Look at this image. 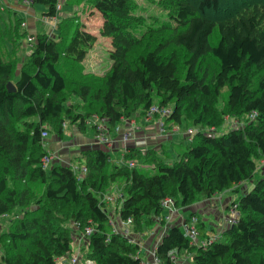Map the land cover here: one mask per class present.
I'll list each match as a JSON object with an SVG mask.
<instances>
[{
    "label": "trees",
    "instance_id": "trees-1",
    "mask_svg": "<svg viewBox=\"0 0 264 264\" xmlns=\"http://www.w3.org/2000/svg\"><path fill=\"white\" fill-rule=\"evenodd\" d=\"M28 1L44 5L48 17L57 13V0ZM88 1L102 17L99 33L112 44L111 63L103 74L84 72L83 61L96 35L70 16L58 20L55 35L31 34L34 39L23 61L18 60L20 37L27 32L22 18H10L4 31L0 216L16 207L23 210L0 232V264H57V257L71 249L70 223H78L80 232L93 227L81 261L140 264L139 245L112 231L109 220L115 213L117 224L130 218L129 229L137 234L166 222L168 213L161 206L165 197H172L177 207L209 199L252 178L257 160L264 165V0H161L173 24L150 27L140 36L136 27L143 20L134 13L133 0ZM9 81L14 91L7 89ZM224 88L219 116L241 120L255 113L254 118L219 135L196 130L176 148L171 163L153 147L131 146L125 149L124 162L117 164L107 148L98 146L79 151L70 162L42 168L48 149L41 134L49 133L47 124L61 133L66 118L85 131L86 120L96 115L109 132L138 111L146 113L156 97L159 107L172 104L166 120L181 126L191 115L193 125L211 126L207 116L213 109L197 96L211 99ZM73 97L78 101H70ZM73 158L87 168L81 179L72 169ZM139 160L156 172L140 169ZM129 161L135 165L130 167ZM119 178V196L109 208L102 198L109 182ZM34 184L43 190L37 193ZM233 203L238 215L222 230L223 239L195 245L179 223L170 222L155 254L163 264H174L168 255L172 249L185 257L180 259L184 264H264V176ZM198 229L200 236H207Z\"/></svg>",
    "mask_w": 264,
    "mask_h": 264
},
{
    "label": "rangeland",
    "instance_id": "rangeland-1",
    "mask_svg": "<svg viewBox=\"0 0 264 264\" xmlns=\"http://www.w3.org/2000/svg\"><path fill=\"white\" fill-rule=\"evenodd\" d=\"M135 2V10L134 13L136 16H139L142 18V23L138 25L136 28L137 36H140V32H147L150 27H157L160 26L162 23H172V20L170 19L169 16V10L166 7H163L160 3L161 0H133ZM74 4H70V3ZM59 0V9L57 10V13L55 16H53L52 20H49L50 18H47V15H44V12L46 10V7L38 2L34 4H30L28 0H0V45L2 46L3 44L1 41L3 40L4 34H6V30H9V21L11 18L12 22H15L16 19L22 18V21H25V26L24 29L27 30L26 34L20 37V43L18 46V60H24L27 56V53L31 49V44L28 41L29 35L31 33L36 34V33H47L50 35H55L56 33V28L55 25L58 22V20L62 19H67L66 17H69V19L73 20L74 22L77 21L78 23L82 24L85 29L91 33H94L96 35V40L90 50L88 51L86 58L83 61V67H84V72L85 73H92V74H103L106 69L109 67L111 61L109 57V50L112 47L110 37L108 36H103L99 33V29L102 24V17L97 13L96 10H94L91 6V3L88 0ZM68 8L69 10H67ZM22 10H24L25 13H23ZM28 11V12H27ZM28 15V16H27ZM27 19H31L32 23L35 25V28L32 31L31 26L28 27V23L26 22ZM30 21V20H29ZM22 28L19 29V31ZM138 30V31H137ZM93 48V49H92ZM20 62L18 66H21ZM226 88H224L221 93L214 98L207 99L205 97L197 96L198 101L203 104L206 103L212 107V111L208 114L207 119L213 121V125L211 126H200V125H193L192 124V116L189 115L191 118H186L184 121V125H177L170 122L169 120H166V114H162L160 112H154L151 115H147L146 113H142L138 111L136 113V116L130 118L132 120H137L139 123L143 122H150L154 123L158 126L160 131H163V129H168L170 133L173 131L179 134V137H173L172 139H162V140H156L157 145L160 146L158 150H156V155H159L164 162H167L169 159V154H172L176 152V148L182 144V142L185 140L184 138L187 136H190L191 133L195 132L196 130H204L206 132H209L211 134H216L219 135L221 133H225L229 131L230 129L237 128L239 126H242L244 123L250 119V116H246L242 118L241 120H237L236 118H233L231 116H228L227 114H222L219 116L220 111L224 108V101H225V96H226ZM158 98L154 97V102L152 105H157L158 103ZM70 101L76 102L78 101V98L73 97L71 98ZM168 107H172V104L168 105ZM190 114V113H189ZM127 119V120H130ZM126 119H123L125 121ZM142 121V122H141ZM104 126V128L107 130V127L105 125V122L98 118V116H92L89 120H86V129L85 131H81L78 128V125L76 122L70 121L68 119H64L62 122V132L59 133L57 132L56 128L52 126V124H47V128L49 133L47 132V135L43 137V142L44 145L48 149V144H61L64 142L62 146H69L70 144H73L75 142L77 136L81 134H87V132L92 131L93 132V141H96L98 145L107 148L109 151L111 150H116L119 146L115 141L117 140L116 138H113L109 131L107 132L105 129V132L110 135V140L107 142L103 141H98L95 137L96 135V125L101 124ZM133 124L135 125V121H133ZM137 124V123H136ZM215 124V125H214ZM95 127L93 128L92 126ZM177 127V129L175 128ZM135 127H133L134 129ZM137 128V127H136ZM135 128V129H136ZM125 129V128H124ZM174 129V130H172ZM176 129V130H175ZM159 138V137H157ZM156 138V139H157ZM129 137L126 139L128 140ZM160 139V138H159ZM126 141L122 138L118 139L117 141ZM88 142V141H86ZM85 141L84 142H77L78 144H75V149L72 151L71 149L69 151L63 150L61 151V155L58 158L60 161H66L70 162L72 160L71 156L75 155L82 149L80 147L82 144H87ZM152 148V147H148ZM154 148V147H153ZM143 150V148H141ZM147 149V148H146ZM124 151L121 152H111V156L118 157V159L115 161L112 160V162H115L117 164H120V159H123L124 156ZM69 158V159H68ZM68 159V160H67ZM72 162L73 164L76 163V159L73 158ZM55 162V161H54ZM50 163L48 165V168L54 163ZM262 160H257V169L252 176V178L248 179L246 182L235 186L234 188L226 189L220 192L215 193L212 197L208 198H200L197 199L186 206L182 207H177V210L175 213H178V211H183L186 214V219H189L190 214L189 212H195L196 216L198 217V222L197 226L201 230V234L203 233H208L211 230L218 231L220 224H224L228 218L231 217L233 214V202L234 200L238 197V194H242L246 190H249L255 181L264 176V165L262 164ZM146 163V162H145ZM143 163L141 160L138 161V167L142 170H144L147 173H154L156 172V168L152 165H149L148 163ZM121 179L119 178L118 181L114 182H109V195H117L116 193V186L119 187V183H121ZM121 186V185H120ZM33 189L36 190V192H41L43 190V185L41 184H34ZM234 189H239L238 193L235 192ZM236 193V194H235ZM118 197V195H117ZM115 203V202H114ZM113 203V204H114ZM109 204V203H108ZM111 204V203H110ZM112 204V205H113ZM22 208L16 207L14 208L11 212L3 214L0 216V232L6 231L9 229V227L12 224L13 219L18 218L19 216L22 215ZM235 214V213H234ZM237 214V213H236ZM113 220L116 222L117 219V213H115L113 216ZM177 220V221H176ZM223 220V221H222ZM173 221H176L177 223H180L181 218H179V215H177ZM119 225V224H118ZM167 225V222L163 224L157 223L151 227L145 228L142 232L135 233L132 235L131 230L130 231V237L134 240H136L142 247L143 249L146 247L149 250V246L146 245V239L145 237H148L150 240L151 235L149 232L151 230L154 231H159V229H163ZM70 227L73 228V239L71 242L72 247H80V255L82 257L85 249V239L83 238L82 233L80 230H78L75 226L74 223L69 224ZM209 234V233H208ZM207 235V234H206ZM219 239H223L222 236V231H221V236ZM146 249V250H147ZM144 252V255L148 252ZM184 258L183 256H180V259ZM82 262V261H81Z\"/></svg>",
    "mask_w": 264,
    "mask_h": 264
},
{
    "label": "built area",
    "instance_id": "built-area-1",
    "mask_svg": "<svg viewBox=\"0 0 264 264\" xmlns=\"http://www.w3.org/2000/svg\"><path fill=\"white\" fill-rule=\"evenodd\" d=\"M59 0H57L56 3V11L60 8L59 7ZM55 16V15H54ZM50 18L49 20H52V17H48ZM25 21L21 22V26H25ZM34 38L32 35H29L28 37V41H32ZM170 108L169 107H159L158 105H151L147 112V115H151L154 112H160L162 114H168L170 112ZM255 113L250 114V118H254ZM104 126L101 124H97L96 125V139L100 142H107L110 140V135H108L105 130H104ZM120 130V124L116 125L114 127V131L115 132H119ZM107 131V130H106ZM108 132V131H107ZM42 137L47 135V131H42ZM130 136V133H122V138L124 140H126L128 137ZM58 158V156L49 151L41 158V165L42 168H48V165L52 162H57L55 159ZM124 162L123 159H120V164H122ZM72 165V169L74 171H76L77 173V177L79 179L83 178L84 175L87 172V168L85 165L83 164H73ZM128 165L130 167L135 165V162L133 161H129ZM117 195L119 196L118 191H116ZM117 195H109L108 193L103 195L102 201H105L106 203H114L117 200ZM161 206L167 211L168 215L166 217V222L169 221L170 217L176 212L177 210V206H175L174 204V200L172 197H165L164 199H162L161 201ZM233 214L231 215L230 218H228L223 226V228L217 232H213L209 235H207L206 237H201L200 233H199V229L197 226V222H198V217L193 214L190 215L189 219H181L180 221V226L182 229V232L184 234L185 237L188 238V240L195 245H201V246H206L208 244H210L211 242L215 241V240H219L220 236H221V231L230 226L231 224H233L236 221L238 212L236 210V204L233 203ZM235 213V214H234ZM237 213V214H236ZM119 222V226L117 224V222H115L113 220V218H110L109 223L111 224V228L112 231L114 232H120L122 234H124L125 236L129 237V239L132 242H136L139 245V249L136 252V257L140 258V264H163V262L161 261V259L155 254V248H156V244L158 243V241L161 239L162 235L165 233L166 231V227H164L163 229H159V231H154L151 230L149 232V234L153 237H155V242L149 247L148 252L146 253V255H144V252H146L147 250L143 249V247L134 239H132L130 237V231H129V224L131 223V219L128 218L125 221L120 220ZM164 225V224H163ZM78 223L75 224V227L78 228ZM93 231V227L92 226H86L84 227V230L81 232L83 235V238L86 239L87 236H89L91 234V232ZM168 255L170 256L171 260L174 262V264H184L183 260H180V257L177 256V253L174 249L170 250L168 252ZM57 264H91L92 260L90 259H86L85 261L81 262V255H80V247H72L71 249L62 256L57 257L56 259Z\"/></svg>",
    "mask_w": 264,
    "mask_h": 264
},
{
    "label": "crops",
    "instance_id": "crops-1",
    "mask_svg": "<svg viewBox=\"0 0 264 264\" xmlns=\"http://www.w3.org/2000/svg\"><path fill=\"white\" fill-rule=\"evenodd\" d=\"M66 9L69 10L68 8H66ZM24 10L21 9V11L23 13H25V15H26V12H24ZM26 22L28 23V27L31 26L32 31H34L33 29L35 28V25L32 23L31 19H27ZM31 34H33V33H31ZM28 53H27V55H28ZM133 121H135V125L133 124ZM133 127H135V128L137 127V128L133 129ZM175 128L177 129V127H175ZM172 130H174V129H172ZM110 131H112V129ZM127 132L130 133V136H129L128 140H126L124 142L121 141V140L117 141L118 139L121 138L122 133H127ZM169 132L170 131L168 129H163V131H160L158 126L156 124H154V123L143 122L141 124V123L137 122V120H132V119L125 120V121L122 120V122L120 123L119 132H115L114 130H113V132H110L112 137L117 139L115 141V143H117V145H119V146H117L118 148L116 150H111L110 154H111V152L124 151L126 148L131 147V146H135V147L143 148V149L148 148V147H154L156 150H158V148H160V146H156L157 145L156 140L157 141L158 140H162L163 138L167 140V139H172L173 137H177V138L179 137V134H177L176 132L173 131L172 133L168 134ZM93 135H94L93 132L89 131V132H87V134H81V135L77 136V138H76L77 142H84V141L86 142V141H88V142H86L87 144H85V145L82 144L80 146V147H82V149H88V148H93V147H98V146L102 147V146L98 145V143H96V141L92 140L93 139ZM157 137H159L160 139L157 138ZM76 140H75V142H73V144H70L69 146H65V147L62 146L63 144H65L64 142H62L61 144H58V143L57 144L52 143L50 145L48 144V150L53 152V153H55L56 155H59V157H60V155L62 153L61 151H63V150L69 151L71 148L73 150L75 149V144H78V143H76ZM72 149H71V151H72ZM175 153L176 152H174L172 154H169V159H168L169 163H171L176 158ZM111 159L113 161L114 160L116 161L118 159V157H114L113 158V156H111ZM55 160L56 161H60L59 158H56ZM108 207L112 208V204H109ZM177 215H179V218H181V219L182 218L185 219L187 217L186 214L182 210L178 211V213H174L170 217L169 221H167V225L170 222H176L177 220L176 221H171V220H173ZM167 225L165 226L166 230H167ZM223 226H224V221H223V223L220 224L219 230H221L223 228ZM214 232H217V231H214ZM208 233L211 234V233H213V231L211 230ZM208 233H206V234L209 235ZM145 239H146V241H145L146 245L145 246H147V245L150 246L151 243L153 244L155 242L156 238L151 236L150 240L148 239V237H145ZM145 249H147V248L145 247L144 251H145Z\"/></svg>",
    "mask_w": 264,
    "mask_h": 264
},
{
    "label": "water",
    "instance_id": "water-1",
    "mask_svg": "<svg viewBox=\"0 0 264 264\" xmlns=\"http://www.w3.org/2000/svg\"><path fill=\"white\" fill-rule=\"evenodd\" d=\"M7 89L9 90V91H14L15 90V86L13 85V83L12 82H8L7 83Z\"/></svg>",
    "mask_w": 264,
    "mask_h": 264
}]
</instances>
